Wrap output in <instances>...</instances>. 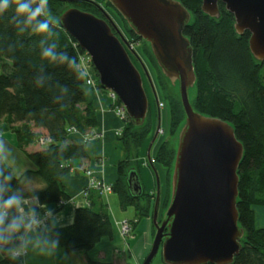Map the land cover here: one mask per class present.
I'll return each instance as SVG.
<instances>
[{
  "label": "trees",
  "instance_id": "16d2710c",
  "mask_svg": "<svg viewBox=\"0 0 264 264\" xmlns=\"http://www.w3.org/2000/svg\"><path fill=\"white\" fill-rule=\"evenodd\" d=\"M179 1L191 12L193 19L185 29V36L193 48L197 74L193 107L202 115L231 124L245 149L239 167L238 212L246 238L243 250L235 257V264H264V229L255 226L254 215V208L264 207V63L255 61L252 56L250 33L246 32L242 37L237 35L235 17L224 5L219 6L221 19L218 20L204 14L203 0ZM75 6L93 12L90 5L80 3ZM49 7L58 21L64 12V4L49 0ZM10 16L11 12L0 18V66L3 71L0 76V126L7 124L11 128L18 137L19 147L37 171L27 172L18 179L7 163L3 166L14 176L13 188H20L25 179L36 176L45 184L38 193L41 203L58 206L60 211L61 204L70 200L63 185L64 177L71 173L75 161L84 163L90 159L86 145L71 140L69 131L74 128L83 137L93 136L100 122L95 103L87 99V79L83 71L44 61L40 52L42 46L55 42L57 51H67L77 58L78 64L80 54L84 52L75 48L76 41L58 23L53 27L56 35L42 45L44 37L30 31L20 33L10 22ZM131 35L138 39L135 34ZM147 54L156 65L148 47ZM177 99L167 95L174 137L186 120L181 100ZM152 130L150 112L143 127L136 128L129 118L122 136H117L128 156L117 165L119 178L112 185L113 192L122 209L132 207L138 211L140 221L153 216L156 190L152 194L145 193L142 199L134 198L126 186V175L132 168L139 172V153ZM176 150L171 142L162 144L153 154V163L166 173H172ZM166 185L165 192L161 190L159 212L167 209L171 197V181H166ZM86 193L90 206L76 209L75 223L59 229L60 245L68 254L81 252L87 255L102 239L114 236L102 195L91 189ZM2 259L0 264H22L21 260L13 261L6 256ZM89 264L106 263L89 260Z\"/></svg>",
  "mask_w": 264,
  "mask_h": 264
},
{
  "label": "water",
  "instance_id": "95a60500",
  "mask_svg": "<svg viewBox=\"0 0 264 264\" xmlns=\"http://www.w3.org/2000/svg\"><path fill=\"white\" fill-rule=\"evenodd\" d=\"M57 1L90 5L103 13L104 18L99 19L79 8H69L58 24L92 57L101 89L117 94L136 128L146 124L151 102L131 55L142 67L155 98L158 123L147 160L156 175V231L144 264H153L160 252L164 264H235L246 238L238 212L239 167L245 149L231 124L202 115L193 107L190 92L197 86V74L191 41L185 36L193 20L191 12L179 0H107L127 23L129 32L150 45L166 80L179 86L186 120L177 137L169 208L160 221V175L152 151L163 133L162 109L150 73L101 4L93 0ZM221 4L235 17L237 35L250 33L252 56L264 63V0H203L204 14L221 19ZM126 176L129 194L142 199L146 192L139 172L132 168Z\"/></svg>",
  "mask_w": 264,
  "mask_h": 264
},
{
  "label": "crops",
  "instance_id": "0c3cea01",
  "mask_svg": "<svg viewBox=\"0 0 264 264\" xmlns=\"http://www.w3.org/2000/svg\"><path fill=\"white\" fill-rule=\"evenodd\" d=\"M87 99L94 102L98 111L100 125L94 131L95 138L89 143L84 142L81 134H73L71 140L81 142L86 145L87 154L90 159L84 163L75 161L72 164V171L64 177L63 185L67 191L70 200L60 211L58 206H50L57 214L63 213L65 227L72 226L75 222L76 209L87 208L90 206L89 200L86 199L85 193L92 181L83 171V167L93 172L94 180L101 181L106 186L113 185L118 180V163L128 156L125 146L117 138V132L122 131L124 123L112 111L111 100L107 94L99 93L96 90L88 89ZM0 141H3L8 151L11 153L7 165L13 171L16 178L20 179L27 172H36V166L27 158L25 153L19 147L18 137L13 133L11 128L6 124L0 126ZM148 150L144 148L140 151L138 159L139 175L142 179V185L145 192L152 194L156 190V175L148 164ZM153 153V151H152ZM156 167V166H155ZM160 175V186L162 193L166 190L167 174L162 169L157 168ZM25 180H30L31 184H25ZM20 188L35 189L38 193L45 188V184L36 176L25 179ZM104 205L109 211L110 221L113 225V238H104L94 249L87 255L81 252L68 254L60 245V250L52 257H44L32 251L26 256L25 264H89V260L94 262H103L106 264H144L146 258L150 255L155 236L153 216L139 220V213L136 209H122L120 200L115 193L109 192L101 197ZM255 226L264 229V207L254 208ZM71 216L73 223L67 225V219ZM124 221H130L132 224V234L124 238L120 231V224ZM61 228V229H63ZM0 256V263L3 260ZM153 264H164L162 260H155Z\"/></svg>",
  "mask_w": 264,
  "mask_h": 264
},
{
  "label": "clouds",
  "instance_id": "9594fccd",
  "mask_svg": "<svg viewBox=\"0 0 264 264\" xmlns=\"http://www.w3.org/2000/svg\"><path fill=\"white\" fill-rule=\"evenodd\" d=\"M9 12L10 22L18 31L44 37L42 45L56 35L53 27L58 21L52 15L49 0H0V18ZM40 56L44 61L66 65L74 71L79 68L77 58L67 51H57L55 42L42 46ZM10 155L6 144L0 141V256L18 261L32 251L52 257L60 250L59 229L66 226L65 217L41 203L35 189L12 187L14 176L3 166ZM24 183L31 184V181ZM72 223L73 218L69 216L67 225Z\"/></svg>",
  "mask_w": 264,
  "mask_h": 264
},
{
  "label": "rangeland",
  "instance_id": "374dc122",
  "mask_svg": "<svg viewBox=\"0 0 264 264\" xmlns=\"http://www.w3.org/2000/svg\"><path fill=\"white\" fill-rule=\"evenodd\" d=\"M94 2H97L99 5L101 4L106 12H108L109 16L111 17V19H113V21L118 25V27L120 28L121 33H123L125 35V38L127 39V41L129 42V44L132 45L134 51H136V53L140 56L142 62L144 63V65H146V68L148 69V72L150 73V76L152 78L153 81V85L156 88V94L157 97L160 99V103L163 104V107L160 108L162 109V131L163 133L161 134L160 139L157 141L158 143L156 144V146L153 149V154H155L158 149L161 147L162 144L164 143H170L173 145V147L177 148L178 146V140H177V136L174 137L175 133L173 132V130H171V119H170V112H171V108H170V102L167 100V95L171 96V97H175L176 99L178 98L180 100L179 97V86H173L170 82H168L166 80V78L161 74V70L159 68L158 65H154L153 61L151 60L149 54H147V47L148 49H150V45L148 43H145L142 39L140 38H134L129 32H128V28L127 25L124 21H122L121 16L119 15L118 12L115 11V9L109 5L107 0H93ZM62 3V2H60ZM64 4V11H66L69 8H77V6L73 5V4ZM87 54V53H86ZM88 58L89 61H87L82 68L86 69L87 71V75L86 73L84 74L86 76V78H94L96 80V83L98 84V88L96 91H98L99 93H105L107 95H109L111 93V91H106L101 89V87L99 88L100 85V79L98 78V72L96 70V68H94V65L92 63V57H90L88 54L86 56ZM131 58L135 64V66H137L142 74V76L144 77V81H145V87L148 93V96L150 98V102H151V120L153 123V132L150 135L149 139L146 141V144L144 145V150H148L149 146H150V141L152 140V138L154 137L155 133H156V126L158 123L157 120V109H156V102H155V98L153 96L151 87L149 86L148 80L146 79V77L143 74V70L142 67L139 65L138 61L136 58H134V56L131 55ZM158 66V67H157ZM3 74L2 71V67L0 66V76ZM86 90H88V88H86ZM91 90V89H90ZM94 90V89H93ZM196 90H192L190 92V96H191V101L193 103V101L196 98ZM109 97V96H108ZM177 99V100H178ZM166 173V171H165ZM171 172H167V176H166V181H172V177H173V172L170 174ZM171 190H172V185H171ZM170 196H171V192H170ZM171 200V197H170ZM170 200H169V204H170ZM168 204V206H169ZM167 206V209L169 208ZM167 209H164V211L159 212L158 215V219L160 221H162L164 213L167 211ZM154 240V239H153ZM162 260V253L160 252L159 255L156 257L155 260ZM155 262V261H154Z\"/></svg>",
  "mask_w": 264,
  "mask_h": 264
},
{
  "label": "built area",
  "instance_id": "2783aa9c",
  "mask_svg": "<svg viewBox=\"0 0 264 264\" xmlns=\"http://www.w3.org/2000/svg\"><path fill=\"white\" fill-rule=\"evenodd\" d=\"M75 48L78 49L80 48L77 43L74 44ZM84 52V51H83ZM87 54L86 52L80 54V62H79V69L83 71V73L87 75V71L86 69L82 68L83 65L89 61L88 58L86 57ZM93 63V62H92ZM87 81H86V88L88 89H91V90H97L98 88V84L96 83V80L92 77V78H86ZM109 99L112 101L111 102V105H112V111H114V113L118 116V118L120 119V121H122L124 123V125L126 124L127 120L129 119V115H128V111L125 109L124 105L121 103L120 99H118V96L116 93H113L111 92L109 95ZM160 108L163 107V104L160 103ZM69 134L70 135H73V134H77V130L72 128V130L69 131ZM123 132L122 131H118L117 132V135L116 136H122ZM95 138H99L98 136L96 135H93V136H85L84 137V142L86 143H89L91 142L92 140H95ZM83 171L85 172V175L88 177V178H92V181L90 182V185L88 186L87 190L88 189H91V190H95V191H99V193L103 196V195H106L108 194L109 192H112L113 191V188L111 185H108L106 186L104 183H102L101 181H96L94 180L93 178V172L86 168V167H83ZM86 190V191H87ZM87 193H85V197H86ZM65 205V202H63L61 204V206L63 207ZM120 231H121V234L124 238L130 236L132 234V224L130 221H124L120 224ZM27 256V255H26ZM26 256L22 257L21 258V261H22V264H25L26 262Z\"/></svg>",
  "mask_w": 264,
  "mask_h": 264
},
{
  "label": "flooded vegetation",
  "instance_id": "af4514ba",
  "mask_svg": "<svg viewBox=\"0 0 264 264\" xmlns=\"http://www.w3.org/2000/svg\"><path fill=\"white\" fill-rule=\"evenodd\" d=\"M78 5V4H77ZM104 8V7H103ZM81 10V9H80ZM92 10H93V12H86V13H92V14H94L95 16H97L99 19H101V18H104V15H103V13L102 12H100V11H98L97 9H95L94 7H92ZM104 10H105V8H104ZM106 11V10H105ZM85 12V11H84ZM108 13V12H107ZM128 32H129V30H128ZM130 33V32H129ZM131 34V33H130ZM129 43V42H128Z\"/></svg>",
  "mask_w": 264,
  "mask_h": 264
}]
</instances>
